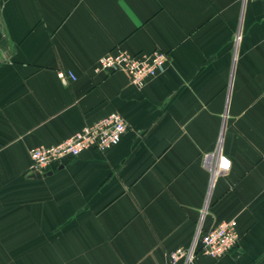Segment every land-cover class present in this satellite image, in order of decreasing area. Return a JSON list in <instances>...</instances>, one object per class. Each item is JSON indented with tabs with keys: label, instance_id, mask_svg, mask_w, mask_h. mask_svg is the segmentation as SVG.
I'll use <instances>...</instances> for the list:
<instances>
[{
	"label": "crops",
	"instance_id": "0c3cea01",
	"mask_svg": "<svg viewBox=\"0 0 264 264\" xmlns=\"http://www.w3.org/2000/svg\"><path fill=\"white\" fill-rule=\"evenodd\" d=\"M115 47L168 61L137 87L94 71ZM111 111L116 145L28 177ZM263 155L264 0H0V264H171L230 218L232 249L177 264H264Z\"/></svg>",
	"mask_w": 264,
	"mask_h": 264
},
{
	"label": "built area",
	"instance_id": "2783aa9c",
	"mask_svg": "<svg viewBox=\"0 0 264 264\" xmlns=\"http://www.w3.org/2000/svg\"><path fill=\"white\" fill-rule=\"evenodd\" d=\"M167 61L168 54L158 48L149 53L133 54L121 47H115L98 58L94 71L103 74L121 72L132 84L142 87L149 79L164 70ZM57 74L63 81L67 77H75L70 71L58 70ZM126 129L127 124L123 116L117 111H111L106 116L83 125L62 141L33 146L29 149V173L35 171L45 173L49 169L77 157L87 148L106 151L120 141ZM262 159L264 160V155ZM237 240L238 232L235 219H224L205 231L198 230L189 246L176 247L169 252V260L171 264H177L180 260L183 262L189 260L197 252L219 258L232 249Z\"/></svg>",
	"mask_w": 264,
	"mask_h": 264
},
{
	"label": "water",
	"instance_id": "95a60500",
	"mask_svg": "<svg viewBox=\"0 0 264 264\" xmlns=\"http://www.w3.org/2000/svg\"><path fill=\"white\" fill-rule=\"evenodd\" d=\"M51 173V171H47L45 173H40L39 171H35V172H31L28 174V177H31V178H40L42 176H45V175H49Z\"/></svg>",
	"mask_w": 264,
	"mask_h": 264
}]
</instances>
